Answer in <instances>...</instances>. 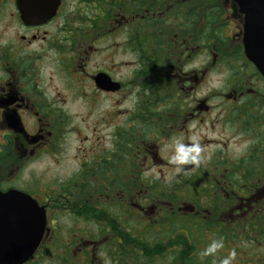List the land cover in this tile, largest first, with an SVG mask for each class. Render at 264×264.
Segmentation results:
<instances>
[{
    "label": "flooded vegetation",
    "instance_id": "obj_1",
    "mask_svg": "<svg viewBox=\"0 0 264 264\" xmlns=\"http://www.w3.org/2000/svg\"><path fill=\"white\" fill-rule=\"evenodd\" d=\"M242 25L237 0H0V193L27 194L45 212L42 238L21 264H35L49 250L60 264L76 254L83 256L78 264H132L121 260L129 258L122 240L157 225L190 236L189 251L202 253L223 238L217 251L234 249L240 261L232 264H264L238 243L264 235V76L245 57ZM116 37L126 56L118 60L112 49L101 51ZM196 56L205 64L196 65ZM100 105L107 120L79 145L72 118L100 116ZM196 125L204 127L205 166L170 185L162 172L148 178L147 171L177 167L168 162V141L191 144ZM69 147L73 173L36 185L35 162L47 158L40 164L46 170ZM88 171L97 185L92 192L83 185ZM51 205L79 212L82 223L88 218L92 225H83L93 235L53 245ZM11 208L0 205V264L14 261L26 243V223ZM100 214L118 228L116 242L97 234L106 232L94 226ZM133 219L144 229L123 224ZM80 232L71 220L68 233ZM212 259L219 264L222 257Z\"/></svg>",
    "mask_w": 264,
    "mask_h": 264
},
{
    "label": "rangeland",
    "instance_id": "obj_2",
    "mask_svg": "<svg viewBox=\"0 0 264 264\" xmlns=\"http://www.w3.org/2000/svg\"><path fill=\"white\" fill-rule=\"evenodd\" d=\"M115 43L112 44H101V48L103 52L107 51L109 48L112 49V51L115 52L116 54V59H122L125 58L126 56H121L120 51L121 48H123V43L120 42V37H116L114 38ZM206 60L205 58H203L202 56H196V65H200V64H205ZM212 78V85H218V78L219 76H217L216 74L211 76ZM41 79V77H40ZM207 87V80L203 81L197 88H196V94L200 95L203 94V91H205ZM99 111H100V116H97L96 114H92L89 116V114H86L84 112L83 116L84 119L82 121H79V123L77 122L79 120V116L76 115L72 118L73 120V124H72V129L73 132H77V130H79L81 132V134H79V145L81 143V137H83L84 135L88 136L90 138V134H91V128L95 125H97L98 123H101L103 121L107 120V117L105 119H102V116H104V111L105 108H103V106L100 105L99 107ZM191 129V128H190ZM194 130V131H193ZM204 127L202 125H196V127L194 129H192L191 134L189 136L190 140H192V138H196L199 143H200V135L203 133ZM84 146H87L88 143H84ZM168 147L169 149L172 148V143L169 140L168 141ZM203 151L201 152V157H202V161L200 163L199 166H194L191 164L188 165H184L182 166L183 169H185V171H182L180 173H177L175 171V168H170V169H162L161 171H157V170H153V171H147L146 173L148 174V178H152L155 176V172H162V174L160 175L161 180L167 184L169 183V185L171 184L170 182L172 180H180L181 182L184 180H188L189 179V169H200L203 168L205 166V159L208 157L207 153L204 152V147L201 145ZM65 154L64 157L59 158L56 157V159L60 160L58 163L56 161H54V158H52V161L50 163L49 168H47L46 170H43V166H41V163H48L49 160L47 158H44L42 162L40 163H36L35 162V166H36V171H34V183L36 185H40L41 187H46V186H51L52 182L56 179V178H65L67 179L68 176H70L74 170V166L77 163V160L72 157L71 155L74 153H71V147L68 148V150L65 148ZM79 153V157H80ZM189 166V167H188ZM29 172V171H28ZM27 171H24L22 173L23 176L27 175L28 173ZM84 172H86V170H84ZM83 172V173H84ZM83 173H79V181H80V175ZM87 178L86 181H83V185H85L88 190L90 192H92V190L94 189V187L96 188V182H95V176L92 174L91 171H88L86 173ZM155 178V177H154ZM98 187H99V183H98ZM83 188H78L77 191L74 192V194H78L80 195L81 191ZM71 190V189H70ZM110 202L113 201V198L111 197ZM51 215L53 216V232L51 233L53 235V242L52 244L55 246H61L63 244H69L71 242H74L73 240L75 239H79V241H81L82 239H87L89 238L91 235L93 234H89V230H87L85 228V226L83 224H89L92 225V222L86 218L83 223L82 221L79 219H84L82 217H79V212H76L77 214H72V215H68L67 213H65L64 211L67 210L66 208H64V206H54L51 205V209H50ZM70 216H74V218H71ZM99 220H95L94 222V226L95 227H101V228H105V231H97V234H102V233H106L108 236H111V238H113V242L114 239H118L119 238V234L120 232L117 230L118 228L116 227L115 229L112 228H108V222L104 221L101 218V214L98 216ZM73 219H77L78 223H79V230L81 231L80 234L77 235V237H73L68 233V228H69V224L71 222V220ZM140 220L137 219H133V220H129L127 223L123 222V224H127L132 226V229H139L142 228L144 229V223L142 222L141 224ZM124 227V225L122 226ZM155 232L157 233H164V231L159 229V226L157 225L154 228ZM73 231H76L75 229H73ZM70 232V231H69ZM143 232H138V234L140 235H132V240L127 239L125 236V241L122 240V244L121 247L126 248L127 250H129V258L124 259V257H121V260H126V261H133V256L138 254L140 249H143L144 251L146 250H151L152 248H158V249H164L163 252L166 254L169 253H174L178 256H182L185 251H187L186 246L184 245V249L181 245L176 244L179 240V236L176 233H173V235L169 236L168 238H166L164 235L160 234L161 239L159 240V242L157 243L160 247H153L154 243L151 242V245H145L144 243H147L143 238L145 237L146 234H142ZM96 234V233H95ZM149 235H152L153 237L157 236L154 233H149ZM256 237H258V240L260 243H258L257 240H254ZM51 238V239H52ZM173 239L170 243H167V239ZM95 239L97 241H99V239L97 238V236L95 235ZM141 239H142V243H141ZM136 240H138L136 242ZM156 240V239H155ZM79 241H76V243H78ZM251 241L253 242L252 244ZM238 243H240L242 245V247H244L243 249L246 251L247 255L253 256V255H260V260L262 261L264 259V235L261 236L260 234L257 235L255 233H253L252 235H244L241 238V241H239ZM156 244V245H157ZM249 244V245H247ZM140 245H142V248H140ZM176 245L179 246V248H176ZM72 248V247H71ZM58 252H61V249H57ZM98 250V249H97ZM96 250V252H97ZM228 251H224V252H220L217 251L214 254H211V258H216L217 256L220 257H225L228 255ZM193 255V257H198L199 256V252L195 251L193 254L191 252V250L189 251V256ZM90 258V256H88ZM83 259L82 255H70L67 259V262L63 263V264H78L75 262H80ZM213 260V259H212ZM57 261V255L55 253H53L51 250L47 251V253L44 256H41L40 254H37V258L35 260V264H60V262H56ZM240 261V258L238 256H236V258L234 259L233 262H238ZM217 264V262L215 263Z\"/></svg>",
    "mask_w": 264,
    "mask_h": 264
},
{
    "label": "water",
    "instance_id": "obj_3",
    "mask_svg": "<svg viewBox=\"0 0 264 264\" xmlns=\"http://www.w3.org/2000/svg\"><path fill=\"white\" fill-rule=\"evenodd\" d=\"M237 2L243 14L244 54L264 76V0H237ZM1 204H13L14 208L10 211L20 212L21 221L26 223L25 233L20 234V238L26 240L25 246L19 253H16L14 261L8 262L9 264H21L34 252L42 238L45 212L27 194L15 190L0 193ZM30 212L34 213V217H29ZM22 213H25V216L22 217ZM29 221L34 222V226L30 225V230Z\"/></svg>",
    "mask_w": 264,
    "mask_h": 264
},
{
    "label": "trees",
    "instance_id": "obj_4",
    "mask_svg": "<svg viewBox=\"0 0 264 264\" xmlns=\"http://www.w3.org/2000/svg\"><path fill=\"white\" fill-rule=\"evenodd\" d=\"M149 233H154L155 237L152 235H149ZM161 233H157L154 230H151L148 232L145 237L143 238L147 243H144L145 245L150 246L151 242H153V245H156L159 240ZM164 235L166 238L173 235V233L170 232H164ZM156 239V240H155ZM173 239H167V243L171 244V241ZM179 240L176 244L181 245L184 249V245L187 246L191 243L190 236L180 235ZM138 240H136L137 242ZM141 239V243H142ZM140 248H142V245H140ZM164 249H158V248H152L151 250L144 251L143 249H140L138 254L133 256L132 264H214L212 259L209 257H203L201 253H199L198 257H193V255L189 256V250L185 251V253L182 256H178L174 253L166 254L163 252ZM192 254L195 252L191 250Z\"/></svg>",
    "mask_w": 264,
    "mask_h": 264
},
{
    "label": "clouds",
    "instance_id": "obj_5",
    "mask_svg": "<svg viewBox=\"0 0 264 264\" xmlns=\"http://www.w3.org/2000/svg\"><path fill=\"white\" fill-rule=\"evenodd\" d=\"M191 144H185L181 142L179 139L173 140L172 148L173 152L168 157V162L171 165L177 166L175 168V171L177 173H180L182 171H185L180 166L183 165H194L199 166L202 157L201 152L203 151L199 141L196 138H192ZM224 247V241L223 238H220L218 240H212L210 244L207 245V247L202 251V256H208L211 254H214L217 252L218 249H221ZM236 258V251L233 249L229 251L228 255L223 257L219 260V264H232L234 259Z\"/></svg>",
    "mask_w": 264,
    "mask_h": 264
}]
</instances>
